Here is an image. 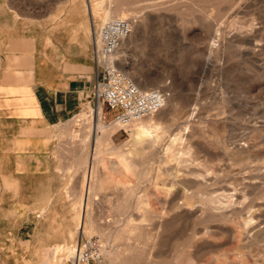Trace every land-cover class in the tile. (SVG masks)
<instances>
[{"label": "rangeland", "instance_id": "1", "mask_svg": "<svg viewBox=\"0 0 264 264\" xmlns=\"http://www.w3.org/2000/svg\"><path fill=\"white\" fill-rule=\"evenodd\" d=\"M85 1L0 0V38L17 27L19 36H41L44 27L56 28L62 20L69 22L71 32L82 26L92 38ZM118 1L107 0L104 6L114 16H138V25L131 30L133 39L117 53L125 58L129 74L140 76L141 85L163 90L170 101L166 104V98L151 117L160 122L157 142L133 157L131 173L103 177L100 162L109 165L114 149H128L130 127L119 125L96 142L91 110L97 103L91 98L83 108L90 110L88 116H78L82 109L49 130L55 198L38 217L11 213L15 196L2 173L14 171L11 160L0 155V264H35L38 249L43 254L66 242L70 230L75 256L98 250V259L88 264H264V235L253 241L230 234L235 221L219 222L204 207L208 197L234 187L245 196L240 200L244 212L233 219L245 217L248 207L264 210V0ZM14 18L19 19L17 27L11 25ZM250 22L257 29L249 48L236 33ZM100 23L95 18L94 29ZM101 105V120L113 123L112 111ZM164 108L166 115L158 118ZM173 136L179 140L168 149ZM181 151L184 162L173 156ZM94 177L100 190L93 192ZM121 179L124 183L114 186ZM41 181L23 179L21 187L17 182L21 203L31 202ZM86 218L112 228L82 234L78 226ZM38 222L44 231L34 233ZM244 242L247 246L241 247ZM74 261L63 253L56 264Z\"/></svg>", "mask_w": 264, "mask_h": 264}, {"label": "crops", "instance_id": "2", "mask_svg": "<svg viewBox=\"0 0 264 264\" xmlns=\"http://www.w3.org/2000/svg\"><path fill=\"white\" fill-rule=\"evenodd\" d=\"M18 20H11L12 27L18 26ZM60 25L44 27L41 36H19L17 27L0 38V155L11 160L14 171L2 175L17 180L6 177L4 184L15 196L11 213L21 212L23 216L29 212L41 216L55 198L49 130L91 105L92 100L95 67L91 33L82 26L77 33L71 32L68 21L62 20ZM36 177L43 181L35 187L31 202L21 203L17 182L21 187L23 179ZM36 228L34 233L40 229L39 222ZM38 250L35 264L43 256Z\"/></svg>", "mask_w": 264, "mask_h": 264}, {"label": "bare ground", "instance_id": "3", "mask_svg": "<svg viewBox=\"0 0 264 264\" xmlns=\"http://www.w3.org/2000/svg\"><path fill=\"white\" fill-rule=\"evenodd\" d=\"M106 1L107 0H87V2L85 1L86 8L88 9V13H89V15H90V17L92 19V20H90L91 21V26H93V29L91 31L92 33H93L94 27H95L93 25V24H95V18L98 21L103 22L105 20H108V19H111V18H114L115 17L114 15L111 14V9L110 8H105L104 5H105ZM115 2H116V0H115ZM118 2H120L122 4L123 3L124 4H130V3H127L126 1H123V0H120ZM108 6H109V4H108ZM70 7H72V6H70ZM132 7H134V6H132ZM124 11H126V10H124ZM125 15L126 14L124 12H122V13H117L116 16H125ZM137 17L138 16H136V15H134V17H132V18L128 17L129 20H130L129 33L126 35L125 38H123L120 41L119 46L117 48V51L120 48H123V46H125V42L126 41H129V40H132L133 39L132 38L133 37V32H131V30H132L133 26L135 27L136 25H138V18ZM139 21H140V19H139ZM256 29L257 28H256V26H254V23L253 22H250L249 24H247L245 26V28L242 27L239 30H237L236 36L238 38H240L239 40H241L242 43H244L246 45V47H249L250 48L251 45H252V43H253L252 42V34L254 33V31ZM117 51L115 53L118 56V59H116V66L118 68H120L132 80V82L134 84H136L139 88H141L143 90H147L148 89V86L146 87V86L141 85L142 83H141L140 76L135 75V74L134 75L133 74H129L128 70H126V68L124 66V64H125V60L124 59L125 58L122 57L123 56L122 54H118ZM117 56L115 55L116 58H117ZM163 94H164V99H163L164 103L163 104L165 105V100L167 98V94L164 91H163ZM94 100L96 101L97 106H96L95 109L92 108V110H91V113H92V116H91L92 117V120L91 121H92V126H93V129H94V138L96 139V142L99 143V142H102L103 135H106V137H107V135H110L111 133H113L114 130H116L118 128V126L121 125V124L119 122H115L114 120H112L113 123H110L109 125L104 124L103 121L101 120V115H102V105H101V102L98 101V100H96V99H94ZM167 103H170V101H168V98H167L166 104ZM164 105L161 108H159L158 110H161L164 107ZM87 112H90V110L83 109V111L80 112V114H78V116L82 119V118H84V117H86V116L89 115V113H87ZM154 112H152V114H148V115H145V116H142V117H139V118H135V120L132 121L128 125H125V126L122 125L125 128H129L130 127V132L128 134L130 139L126 142V146H128V149H126V150L114 149L113 155L115 157L114 158H112V157H109L108 158L107 157V160L109 159V165H106L105 164V161H103V160L100 162V169L99 170L103 174L105 173L103 177L108 178L107 175H109L111 172H114V173H117V174H121L122 176L131 173L132 170H133V168H134V166H133L134 164L132 163L133 157L135 155H138L145 146H151V145H153V142H155V143L157 142L156 141L157 138H158L157 135L160 132V130L158 128L160 122L158 123V121H156V120L153 121L151 119V117L154 115ZM166 113H167L166 112V109L164 108L162 110V112L160 113V115L158 116V118H162L164 115H166ZM162 132L164 134V131H162ZM106 137H104V138H106ZM177 140H179V137H174L173 140H172V143L169 144L168 149L169 148H172L176 144V141ZM124 147H125V145H124ZM181 154H183L182 151H181L180 155H178L176 153H173V156H175V159H177L178 162H184V159L182 158V155ZM176 155H177V157H176ZM92 180H94L93 181V184H92V187H91L92 188V191L94 192L96 190H100V186L98 184V178H95L94 177ZM122 180L124 181L125 179H121V182L115 183L114 186H117L118 187L119 185L123 184L124 182H122ZM90 183L91 182H89V184ZM112 186H113V184H112ZM106 188H107V186H106ZM233 188L230 191L228 189L226 191H223V194L222 195H218L216 197H208V199L206 200V203L204 205L205 210L210 213V216L217 217L219 219V222H220V220L223 221L224 223H228V222L235 221L236 228L235 229H233V228L229 229V232H231L230 234H233L234 232H236L239 236H244L243 238H245V239H251V240L255 241L258 238H260V236L262 237L264 235V210H263V208H261L263 211L258 210V209H254L253 210V207H248V214L246 213V216L245 217H241V218L237 219V221H236V218L233 219L232 215L233 214L239 215L240 214V211L243 209V206H241L242 203H241L240 200H241V198H244V196H245L238 189H233ZM119 189H120V187H119ZM126 191H124V192L127 193V194H129L130 191L129 190H126ZM131 193H132V191H131ZM141 202L142 201H140V203ZM122 203H123V201H122ZM124 203H126V202H124ZM244 203L245 202H243V204ZM177 205L175 207L176 209L178 208ZM179 207H181V206H179ZM251 208H252V210H251ZM121 209H124V208H121ZM214 209H216V210H214ZM241 216H242V214H241ZM209 219H211V218H209ZM223 222L221 224H224ZM159 224L162 225V223H160V222H159ZM78 227H77L78 228V231L80 230L82 232V234H84V233H88V234L89 233H92L94 230L96 231L97 228H98V231L100 233H105V232H109V230L112 228V227L110 228V225L108 226L106 224H104V225L101 224L99 226H95L93 224V222L91 221V218L90 219L89 218H86L85 220H83L81 222V225L78 226ZM130 233H133V232H130ZM66 236H67V241L64 238V240L66 242L63 241L64 243H61V244L58 243V244L54 245L49 251L44 250V251H47V252L46 253L44 252L45 255L42 256L41 262L39 264H56L57 259L58 258L60 259V256L63 255V253H68V255H70L74 259L76 258L77 255L75 256V248H74V246H73L74 244L72 242L73 241L74 232L72 230H70L69 233L66 234ZM245 241L247 243L248 240H245ZM241 243H243V242H241ZM240 246L241 247H244V246H247V245L244 242V245H240ZM112 251L113 250H110L109 252H106V253L111 254V253H113ZM81 253H82V251H80L78 253V255H80ZM118 253H119V251H118ZM236 254H238V253L234 252V255L235 256H236ZM254 261H255V259H254ZM260 262L261 261H259V264H260ZM256 263H258V262H256ZM123 264H125V263H123ZM261 264H262V262H261Z\"/></svg>", "mask_w": 264, "mask_h": 264}, {"label": "built area", "instance_id": "4", "mask_svg": "<svg viewBox=\"0 0 264 264\" xmlns=\"http://www.w3.org/2000/svg\"><path fill=\"white\" fill-rule=\"evenodd\" d=\"M129 28L128 17L115 16L101 22L94 29L91 38L95 67L91 82V98L104 103L112 111L111 119L124 126L130 124L135 118L152 114L164 103L162 90L139 88L116 66L115 53L120 41L129 33ZM98 257V250H84L76 256L74 263L88 264L89 261Z\"/></svg>", "mask_w": 264, "mask_h": 264}]
</instances>
